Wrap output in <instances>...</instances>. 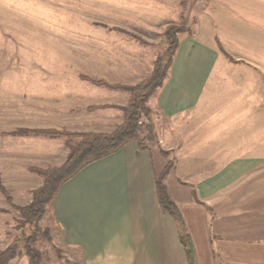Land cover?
Masks as SVG:
<instances>
[{
    "label": "rangeland",
    "instance_id": "obj_1",
    "mask_svg": "<svg viewBox=\"0 0 264 264\" xmlns=\"http://www.w3.org/2000/svg\"><path fill=\"white\" fill-rule=\"evenodd\" d=\"M170 26L184 29L179 47L210 46L215 66L197 107L161 116L151 104L163 85L149 99L139 125L152 126L157 140L146 146L170 159L192 194L197 177L219 162L251 158L252 176L264 175V0H0V252L17 248L9 264H29L31 236L42 264H84L79 251L58 239L50 209L38 229L17 208L28 206L43 184L37 170L65 161L67 141L79 139L72 134H109L123 123L130 92L100 82L131 87L147 80L167 49ZM71 103L99 111L77 122ZM200 248L206 253L205 241Z\"/></svg>",
    "mask_w": 264,
    "mask_h": 264
},
{
    "label": "crops",
    "instance_id": "obj_2",
    "mask_svg": "<svg viewBox=\"0 0 264 264\" xmlns=\"http://www.w3.org/2000/svg\"><path fill=\"white\" fill-rule=\"evenodd\" d=\"M213 55L207 44L184 42L151 106L163 117L197 107L215 66ZM70 107V119L77 122L99 111ZM169 160L154 146L130 141L85 167L60 188L50 209L58 239L79 251L84 264H188L178 224L158 202L156 179ZM178 162L183 172L184 161ZM254 162L244 157L214 164V171L194 181L196 197L175 168L167 175L165 185L195 246L196 264H264V175L252 176Z\"/></svg>",
    "mask_w": 264,
    "mask_h": 264
},
{
    "label": "trees",
    "instance_id": "obj_3",
    "mask_svg": "<svg viewBox=\"0 0 264 264\" xmlns=\"http://www.w3.org/2000/svg\"><path fill=\"white\" fill-rule=\"evenodd\" d=\"M184 32L182 27L170 26L164 33L167 41V49L159 56L153 65L151 76L144 82L135 86H110L104 82L100 84L112 89L126 90L130 92V100L124 108V121L112 133H78L79 139L68 140L69 152L65 161L58 167L37 170L44 178L43 184L33 192L31 203L17 210L22 220L32 228L39 229V222L44 218L48 209H51L55 197L60 188L88 165L108 157L121 150L130 141H137L140 148H147L146 144L153 143L157 139L154 128L150 125L141 126L139 120L150 109L147 106L149 99L163 85L168 71L173 65L174 56L179 47L178 33ZM145 128V130H143ZM41 134L49 137H63L71 134L52 130H18L15 134ZM71 135V136H72ZM172 162H169L161 175L156 179V190L159 206L162 212L173 218L178 224L179 241L184 248L188 264H196V249L189 235L182 214L176 203L171 199L165 185V179L172 170ZM193 196L196 197L194 190ZM199 203V200H196ZM34 236L25 241L29 264H42L40 251L34 248ZM17 256V248L8 247L0 252V264H9Z\"/></svg>",
    "mask_w": 264,
    "mask_h": 264
}]
</instances>
